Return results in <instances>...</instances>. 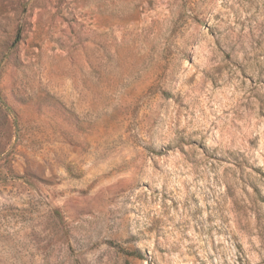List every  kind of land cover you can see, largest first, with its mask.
I'll return each instance as SVG.
<instances>
[{
    "label": "rangeland",
    "instance_id": "1",
    "mask_svg": "<svg viewBox=\"0 0 264 264\" xmlns=\"http://www.w3.org/2000/svg\"><path fill=\"white\" fill-rule=\"evenodd\" d=\"M0 264H264V0H0Z\"/></svg>",
    "mask_w": 264,
    "mask_h": 264
}]
</instances>
